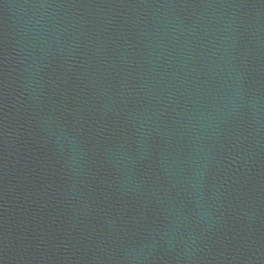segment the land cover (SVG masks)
<instances>
[{"label": "water", "instance_id": "95a60500", "mask_svg": "<svg viewBox=\"0 0 264 264\" xmlns=\"http://www.w3.org/2000/svg\"><path fill=\"white\" fill-rule=\"evenodd\" d=\"M0 264H264V0H0Z\"/></svg>", "mask_w": 264, "mask_h": 264}]
</instances>
